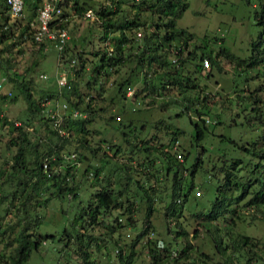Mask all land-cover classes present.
I'll return each instance as SVG.
<instances>
[{
    "label": "rangeland",
    "instance_id": "374dc122",
    "mask_svg": "<svg viewBox=\"0 0 264 264\" xmlns=\"http://www.w3.org/2000/svg\"><path fill=\"white\" fill-rule=\"evenodd\" d=\"M33 1L26 0V3L32 4ZM142 1L90 0L86 6L90 11L88 17L84 14H72L70 7H66L68 16L63 23L69 38L67 49L69 51L73 47V42L77 50L83 51L81 60H88L93 65L98 61L93 53H101L105 48L110 52L112 39L121 29L117 27L115 31L104 30L101 26L102 19L96 14L100 9L114 11L113 15H108L109 19L103 20L104 24L114 22L121 25L125 20L135 17L139 20L136 28L123 31L129 39L123 56L130 62L110 67L109 73L105 68L103 72L107 73L106 76L99 75L98 79L92 81L93 89H98L101 85V96L96 91V101L90 103H96V106L98 104L103 110L97 112L94 122L85 127L88 130L86 144L91 146L82 150L86 158L97 160L103 150H108L112 145L119 147V152L113 154V149L109 150L113 155L106 159L108 162L104 164L97 179L88 174L81 175L79 168L84 164L75 163L77 168L72 179L79 183L77 197H49L44 206L36 208L40 223L34 230L41 235L42 240L36 250H31L23 264H122L118 262L116 250L120 248L122 257H126L130 253L129 244L145 227L152 229L153 238L159 240L156 247L160 249L163 243L168 251L165 253L157 250L158 259L163 264H243L225 233L234 235L241 232L259 241L264 239V223L259 219H253L252 224L247 221L253 213L259 218L260 212L257 210H241L240 215L244 221H236L229 231L231 215L234 213L232 210L236 208V203L231 198L240 194V190L243 186L247 187L251 178L264 177V157H261L264 154V0H175L176 7L186 4L180 17L174 19V28L185 31L183 38L191 36L188 38L187 50L195 48L199 53L202 49V52H208L214 57L222 49L235 58L246 61L242 66L235 67V64L218 57L217 64L211 66L208 77L194 65H183L181 73L197 85L185 99L198 96V104L205 107L185 102L184 96H181V86L163 92L158 88L153 91L152 86L159 83L156 78L158 72L147 76L145 83L141 76L143 71L139 72L140 69L135 67L136 60L133 57L137 50L143 48L144 43L151 42V34L156 25L159 29L153 38L161 39L165 31L164 24L169 19L160 12L155 4L157 0H145L148 7L150 3L155 5L139 10ZM4 7L0 0V8ZM29 14L31 20H34L35 14L32 15L25 6L23 17L27 18ZM18 24L20 25L17 26H21L20 22ZM136 31H140L142 37H135ZM25 36L15 42L17 45H12L0 55V93L7 94L5 102L0 104V115L6 116L7 120H14L16 124L18 120H25L27 117L30 119L31 116L32 127L29 129L38 130L35 140L42 147L45 129L40 126L43 123L38 116L28 111L22 94L13 83L6 82L3 75L13 72L24 75L28 70L23 80L27 81L31 96L36 100L43 94L46 95L44 90H49L52 96L55 92L57 96L62 88L58 84L64 82L66 76L78 83L79 93L85 100L87 91L84 83L85 78L90 77V68L84 63V69L76 75L78 65L77 60H73L76 59L75 56L67 55L60 60L51 45H45L41 55L38 44L31 39V33L28 31ZM169 44L172 48L180 43L172 40ZM3 45L4 41L0 42V51L3 50ZM130 53L132 57L127 58L126 55ZM203 59L199 60L202 69ZM193 62L197 63L198 60ZM146 68L152 72V69L156 71L158 67L154 65ZM41 74L46 78H39ZM127 78L129 85L123 91L127 90L126 95L134 94V91L135 97H122L115 93L119 81ZM145 84L152 90V94L144 91ZM8 92L12 94L8 95ZM251 92L252 98L247 97ZM205 95L207 98L203 103L201 99ZM12 96H16L14 101H11ZM174 97L178 98V102L174 101ZM48 103L49 100H46L45 104ZM54 105L61 108V104L55 103V100ZM251 109L259 112H252ZM197 112H200L199 116L203 120H207L199 141L194 139L193 125L202 127L203 123L199 121ZM50 115L54 113L50 112ZM111 115L114 120H109ZM116 116L120 119L116 120ZM254 116H261L263 124L249 123ZM56 122H60V117ZM91 129L98 134L92 133ZM173 131L176 134L175 143L171 140L170 133ZM8 137L6 126L0 124V167L3 164L7 166L6 163L15 152L14 147L7 146L10 139ZM99 140L104 142L100 144ZM233 142L239 146H247L251 151L238 149ZM74 146H64L67 152L64 154H71L70 159L68 158L70 162L73 155H77V151H73ZM97 147L100 149H97L95 157L91 156L92 150ZM158 148L167 150L170 154L182 152L186 156L178 158L179 161L182 160L178 165L172 164L161 155ZM236 160L238 163L231 167ZM196 162L197 167L191 174ZM66 165L61 163L56 169L65 172L60 166ZM255 165L257 168H253ZM127 166L129 169H126ZM229 171L235 175L230 177V182L238 181V178L244 179L238 183V191L229 190L228 183H225V174ZM103 186L113 190L117 207L107 215L103 212L96 215L91 221L83 212L92 203V193ZM131 202L133 206H128ZM238 206H242V202ZM218 210L224 211L216 219H205L208 212ZM7 211L2 220L20 225L24 222L13 208H8ZM128 216H131V221H127ZM108 225L112 228L108 229ZM17 229L15 226L13 232ZM194 230L196 235H193ZM142 238L132 247L133 262L130 264H151L145 248L141 246ZM5 242L0 243V252L7 254L10 246L4 247ZM186 243L189 244L187 248ZM258 249L259 247L256 251ZM173 252L175 260L169 258Z\"/></svg>",
    "mask_w": 264,
    "mask_h": 264
},
{
    "label": "trees",
    "instance_id": "16d2710c",
    "mask_svg": "<svg viewBox=\"0 0 264 264\" xmlns=\"http://www.w3.org/2000/svg\"><path fill=\"white\" fill-rule=\"evenodd\" d=\"M24 1L25 6L28 10H30L31 14H35L37 4L40 0H34L32 4L26 3V0ZM87 1L90 0H71V2L68 4L71 9V13H75L80 16L84 14V12L87 10ZM155 4L158 6L163 16H168L169 18L166 24H164V34L161 39L153 38L154 36H156V33L159 29L158 25H156L151 34V42L144 43L143 48H139L135 53L136 56L134 55L133 57V59L136 60L135 67H138V69H140L139 72L143 71L141 76L145 79V83L147 81V76H152L155 72H158V74H156V78L159 80V83L158 85L152 86L153 91L158 88L163 92L167 89L181 86V88H183L181 96H184V99L185 97H187V95L190 96V92L197 88V85L191 82L189 78L185 77V75L181 73L180 69H182L183 65H185L186 63L188 65H194L196 68H199V71L203 70V75L205 77L210 76L211 66H213V64H217L216 60L218 57H222L228 60V62L235 64V67L245 64V60L235 58L222 49H219L214 54V57H211L210 53L208 52H202V49L200 48L199 49L201 51L199 53L195 48L187 50L188 41L190 39L189 37L191 36L188 35L187 38H183L182 35H184L185 31L182 29L176 30L174 28V19L180 17L185 9L186 4L182 3L181 5H178L176 7L175 0H157L155 1ZM155 4L150 3L149 7L151 8ZM140 7L141 8H139V10H145L149 8L145 0L142 1ZM67 12L68 11H64L65 17L68 16ZM110 13L111 15H113L114 11L106 12L104 9H100L96 13L97 16L102 19V28L107 31H115L117 27H121V29L119 31V34L112 39V48L110 52H108L105 48L104 50L100 51L101 53H93V56L95 55L98 58L97 64L93 65L88 60H81V54L83 51H80L79 49L77 50L73 42H71L73 50L72 48L69 49V53L67 49V47L69 46L67 44L69 38L66 40L62 50L59 52L52 46V44H50L53 41L44 40L43 42H35L33 38V31L29 26V22L31 20L30 14V16H28L27 18H11L8 15L5 7L0 8V42L4 41V45L2 48L3 50L0 51V55L4 51H8L12 45H17L18 43L16 44L15 42L25 38L26 33H28L29 31L31 33V39L38 44V51H41V55H43L44 46L51 45L50 47L56 50L57 58L60 60L65 58V56L67 55L76 57V59H73L74 62L77 60L78 65V72L76 75H78L79 72H82V70L84 69V63L88 64L90 68V77L87 76L84 83L85 89L87 91L85 92V95L87 96V99L85 100H83L82 98L83 95L79 93L77 87L78 83L74 80L72 81V79L66 78V84L62 86L61 89L58 87L60 89V92L57 96L56 93L52 90V92L54 93L53 96H55V98L50 94L49 90L43 89L46 95L44 96L43 92L41 91L43 96H41L39 100H36L31 96L30 88L26 84L27 81L23 80L28 70L24 75H18L15 72L5 73L3 75V78L7 80L6 82L13 83L15 85L14 87L17 88L16 90L22 94L23 98L27 102L28 111L31 114H35L39 117V120L43 123L40 127H43V129H45V138L43 139V146L39 147L38 142L35 140L38 137V134H35L38 132V130L34 128L29 129V127H32L30 126L31 116L30 119H27V117L25 118V120H18V124H16L14 120H7L6 116L0 115V124L6 126L10 137L9 141L7 142V146L11 145L15 148V152L12 154L10 161L6 163L7 166L2 163L3 166L0 167V243L6 241L3 246H10L9 253L5 254L4 252H0V264H23L29 257L31 250H36L38 248L40 241L42 240L41 235L37 234L36 230H34V228L37 227L40 223V217L36 215V208L38 206H44L49 197H56L59 199H62L65 196L69 197V199H75L77 197L79 183L72 179L73 172H75L77 168V164L75 163L83 162L84 165L79 168L82 172L81 175L85 176L86 174L87 176L88 174L92 176L93 179H97L99 174L103 171L104 164L108 162V160L106 159H110L113 154L119 152V147L112 145L108 147V150H103V154H101V156L98 157L97 160L95 159L92 161L91 159L86 158L85 154L82 152V150L84 149H89L90 146L89 144H86V136H88V130L85 127L94 122L97 112L103 110L102 107H98V104L96 106V103L94 105H91L92 103H90L91 101H96V98L94 96V93L96 91L98 92L97 95L99 97L101 96V85H99L98 89H93L92 81L98 79L99 75H105L109 73L110 70L108 69H110V67H114L117 64L122 66L123 62H125V64H128L130 62H128L123 56V51L125 50V47L128 46L126 43H129V39L126 37V34L123 31L127 28H136L139 25V20L136 17L125 20L121 25H117L114 22L104 24L103 20L106 18L109 19L108 15ZM19 22L21 23V26H17L20 25L18 24ZM57 27L65 28L64 23L60 24V26ZM103 37L105 38V36ZM135 37H142V33L140 31H136ZM172 40H175L180 44L171 48L169 43ZM127 51L129 52L130 49H128ZM126 57H132V54L130 53V55H126ZM167 58H169V60ZM203 58L208 60V64L210 67H208L207 69H202V65L199 64V60ZM196 59L198 60V62L194 63L193 61ZM154 65L158 67L156 71H153L152 69V72H150L146 68L147 66L153 67ZM105 68L107 73L103 72V69ZM219 69H221V67ZM45 78L46 76L41 79ZM127 85H129L128 78L126 80L119 81L115 93L118 96L121 95L122 97H135L134 95L136 93L134 91V94H125L127 90H123ZM145 85L146 88H144V91H149L152 94V90L147 88L149 86H147V84ZM183 85H185V87H183ZM11 94V92H8V95ZM252 94L253 92L249 93L247 97L250 96V98H252ZM15 98L16 96H12L11 101H14ZM206 98V95L202 97L201 100L203 103L206 102ZM6 99L7 94L0 93V104L4 103ZM174 99H176L174 101L178 102V98L174 97ZM192 99L188 97L185 99V102L193 103V105L197 107H205L202 104H198V96H192ZM46 100H49L48 105L45 104ZM54 100L55 103L57 102L59 105H64L63 107L61 106V108L57 106L59 108V123L55 122L57 116L50 115V112H52L53 110L52 108L56 107L54 105ZM58 101H60V103ZM255 101H257V99ZM255 101H253L252 103L254 104ZM93 106H96V108H94ZM255 110L256 109H251L252 112ZM256 111L259 112V110ZM197 114L199 116L200 112H197ZM260 118L261 116H254L251 121L249 120V123H260V125H262L263 122L260 120ZM115 119L119 120L120 117L116 116ZM198 119L199 121H201V123H203V125L202 127H200L198 124L193 125L195 132L194 139L196 141H199L202 138L204 123L207 122V120H203L200 116ZM109 120H114V116H109ZM91 132L94 134H98L97 131H92V129ZM91 132H89V134ZM170 134L172 135V142L175 143V132L173 131ZM262 138L264 141V133H262ZM102 142H104V140L98 141V143L100 144ZM233 143L238 149L251 151L247 146H239L235 142ZM72 144L75 145L73 147V151L74 153L77 151V155H73L71 163L70 161H68L70 159L69 155L71 154H64V152L67 153L64 149V146ZM172 147L175 148V145H172ZM79 148L80 151H78ZM97 149H100V147L92 150L93 155H90L95 157L96 152H98ZM110 149H113V154H111V151H109ZM158 150L161 155L169 160L168 162L172 164L178 165V163L182 162V160H178L177 155H179L180 158L182 156V159L186 156V154H183L182 152L170 154L167 150H163L160 148H158ZM261 157H264V154H261ZM43 161L47 163L46 169L42 168ZM61 163L67 164L66 166H60L65 172L56 169L57 166L61 165ZM237 163L238 162L236 160L234 163H232L231 167H234ZM197 164L198 162L193 165L191 174L194 173ZM253 168H257V165H255ZM126 169H129V167L127 166ZM225 175V183H228L229 190L238 191L237 185L238 183L240 184V181H243L244 179L238 178V181L234 180L233 182H230V177L235 175H233V173H231L230 171ZM173 178L174 182H176L177 179L175 175ZM222 187L225 188V186ZM222 187L218 186V188ZM240 191V194H237L234 198H231L236 203V208L232 210V212L234 213L231 215L232 218L230 219L229 223V231H231V227L234 226L236 221H244V218H242V216L240 215V211L244 209L257 210L260 212L259 218L254 213L251 214V216H249V218L247 219L248 223H250L251 221L252 224L253 219H259L264 223V177L251 178L250 182L247 184V187L243 186L242 190ZM112 192L113 190H109L104 186L98 187V189H96L91 195V197L93 198H91L93 205L92 203H89L86 207V210L83 212V215H87L92 221L96 215H100L103 213L104 215L109 214L112 209L117 207L115 197L113 196ZM183 196H186V194H183ZM240 202H242V206H238ZM216 203H218V205L220 204L218 200ZM128 206H133V203L131 202V204H129ZM149 206L152 205L149 204ZM8 208H13L14 210H16V213L20 216V219L24 221L21 225L18 223L13 224L9 221L2 220L5 213H8ZM128 211L132 212V210ZM223 211H210L207 215H205V219L207 221L216 219L218 214ZM129 220L131 221V216L127 217V221ZM15 226H17L18 229L13 232V228ZM107 227L108 229L112 228V226L109 225ZM180 232L181 234H184L183 231ZM225 234L228 236L229 240L232 243L231 246L233 251L238 254L240 260H243V264H264V239H261L259 241V239H256L255 237L250 235H243L241 232L234 233V235L229 232ZM193 235H196V230H194ZM142 236L143 238H145L143 239ZM139 238H142L141 246L145 248L146 253L149 256V261L151 260V264H163L158 259L157 250H162L165 253H168V251L161 242L160 243L162 247L160 249L156 247V242H159V240L154 239L152 229L146 227L129 244L128 249L130 253L126 257H122V251L120 250V248L116 250V253L118 255V262L122 264H130V262H133L132 247L136 242L140 241ZM185 245L186 248L189 247L188 243H186ZM257 247H259L258 251H256ZM183 254L185 255V253ZM174 255L175 252H173L172 256H169V258L175 260L176 257Z\"/></svg>",
    "mask_w": 264,
    "mask_h": 264
},
{
    "label": "built area",
    "instance_id": "2783aa9c",
    "mask_svg": "<svg viewBox=\"0 0 264 264\" xmlns=\"http://www.w3.org/2000/svg\"><path fill=\"white\" fill-rule=\"evenodd\" d=\"M70 2L71 0H40L39 5L35 10V18L29 22V26L33 31V38L35 42L50 40L53 41L51 43L56 50H62L66 40L68 39V33L65 28L57 26H60V24L66 20L67 17L64 16V11H66V7H68ZM3 3L8 15L11 18H23L25 7L24 0H3ZM89 14V10L84 12L86 17H88ZM203 66L204 68L209 66L207 59H203ZM44 77L45 76L41 74L40 78ZM59 78L63 79L61 76ZM66 82L65 76V81L59 82L58 85L64 86ZM61 106L63 107L64 105ZM58 110L59 108L56 106L52 111L54 115L51 116H57L55 122L59 117ZM177 157L180 158L179 155H177ZM42 168H47L46 162H44Z\"/></svg>",
    "mask_w": 264,
    "mask_h": 264
}]
</instances>
